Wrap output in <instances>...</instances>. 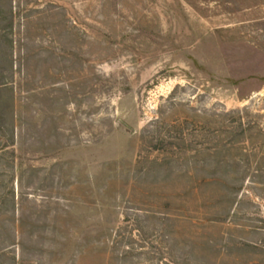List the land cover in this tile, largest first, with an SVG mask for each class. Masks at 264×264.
Instances as JSON below:
<instances>
[{
	"label": "rangeland",
	"instance_id": "obj_1",
	"mask_svg": "<svg viewBox=\"0 0 264 264\" xmlns=\"http://www.w3.org/2000/svg\"><path fill=\"white\" fill-rule=\"evenodd\" d=\"M0 264H264V0H0Z\"/></svg>",
	"mask_w": 264,
	"mask_h": 264
}]
</instances>
